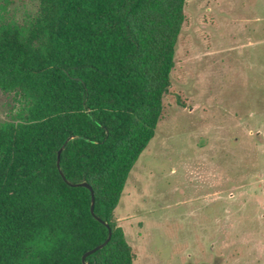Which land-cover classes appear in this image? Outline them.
Masks as SVG:
<instances>
[{"label":"trees","instance_id":"obj_1","mask_svg":"<svg viewBox=\"0 0 264 264\" xmlns=\"http://www.w3.org/2000/svg\"><path fill=\"white\" fill-rule=\"evenodd\" d=\"M33 1L0 20V89L23 104L0 124V264H82L108 237L96 218L111 237L85 261L133 264L114 211L161 120L185 0Z\"/></svg>","mask_w":264,"mask_h":264},{"label":"rangeland","instance_id":"obj_2","mask_svg":"<svg viewBox=\"0 0 264 264\" xmlns=\"http://www.w3.org/2000/svg\"><path fill=\"white\" fill-rule=\"evenodd\" d=\"M33 0H0V20ZM155 135L114 211L133 264H264V0H185ZM23 104L0 89V124Z\"/></svg>","mask_w":264,"mask_h":264},{"label":"water","instance_id":"obj_3","mask_svg":"<svg viewBox=\"0 0 264 264\" xmlns=\"http://www.w3.org/2000/svg\"><path fill=\"white\" fill-rule=\"evenodd\" d=\"M70 139H72V138L70 137V138H68V139L65 141V143L63 144V146L60 148V150H59L58 153H57V167H58V169H60V167H59V155H60V152H61V150L64 148L65 144H66ZM61 176H62V174H61ZM62 177H63V176H62ZM73 186H82V187L87 188V189L90 191V193H91V207H90V211H91V213L93 214V209H94V194H93V191H92L91 187H90L87 183H85V182L77 183V184H74ZM96 219H97L98 221H100L102 224H104L105 227L108 229V237H107V239L105 240L104 243H102L101 245H99V246L93 248L92 250L87 251V252L82 256V264H89L88 262L85 261L86 257L89 256V255H91V254L94 253L95 251L101 249L102 247H104V246L108 243V241L110 240V237H111V230H110V227H109L108 223H105V222L99 220V218H96Z\"/></svg>","mask_w":264,"mask_h":264}]
</instances>
